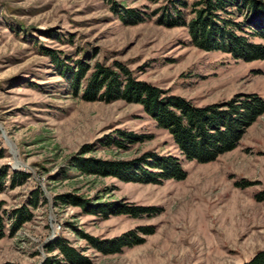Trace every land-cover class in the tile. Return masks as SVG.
Listing matches in <instances>:
<instances>
[{
    "label": "rangeland",
    "instance_id": "1",
    "mask_svg": "<svg viewBox=\"0 0 264 264\" xmlns=\"http://www.w3.org/2000/svg\"><path fill=\"white\" fill-rule=\"evenodd\" d=\"M115 1L147 12L163 2ZM43 47L72 64L77 59L122 62L138 79L197 105L237 93L264 97L262 62L203 51L190 43L185 27L158 24L156 15L127 24L107 0H0V167L30 175L0 193L1 207L19 206L34 187L45 198L31 210V220L0 239V264H41L48 256L64 262L56 250L46 249L56 237L67 240L88 264H243L264 249V113L234 149L209 162L189 161L140 105L73 96ZM117 129L145 140L120 149L98 145ZM84 145L95 147L85 156L107 160L145 152L174 155L187 174L159 183L82 174L68 168V160ZM61 193L150 209L138 217L103 218L79 206L55 204L53 197ZM129 232L139 243L109 254L83 236L103 241Z\"/></svg>",
    "mask_w": 264,
    "mask_h": 264
},
{
    "label": "trees",
    "instance_id": "2",
    "mask_svg": "<svg viewBox=\"0 0 264 264\" xmlns=\"http://www.w3.org/2000/svg\"><path fill=\"white\" fill-rule=\"evenodd\" d=\"M156 3L159 0H149ZM117 17L127 24L141 23L156 15L158 24L185 27L190 43L203 51H218L234 60L260 61L264 65V0H163L155 9L126 8L115 0H107ZM55 70L67 82L70 93L85 101L135 103L171 136L179 152L189 161L205 163L236 147L247 127L264 113V97L257 93H237L222 102L197 105L192 100L171 94L162 88L135 77L119 61L112 64L84 59L69 63L70 58L43 47ZM145 136L117 129L98 141L104 148H126L141 142ZM93 145H84L69 158L68 168L82 174L112 175L124 182L159 183L180 181L186 177L178 157L145 152L130 160H107L85 156ZM66 171V170H65ZM29 173L0 167V193L24 184ZM55 204L79 206L87 214L106 218L110 215L138 217L150 208L120 201H92L73 193L53 197ZM45 201L41 189L29 190L22 203L9 210L0 202V239L13 235L32 219V209ZM150 233V230H144ZM132 232L110 240L99 241L83 235L105 254L119 252L123 246L137 244ZM48 252L56 250L61 259L45 257L41 264H88V259L67 240L56 237L46 243ZM243 264H264V249L255 252Z\"/></svg>",
    "mask_w": 264,
    "mask_h": 264
}]
</instances>
